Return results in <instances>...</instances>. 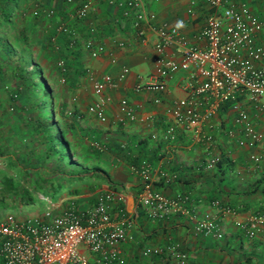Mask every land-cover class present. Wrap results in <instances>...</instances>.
Here are the masks:
<instances>
[{
	"label": "crops",
	"instance_id": "0c3cea01",
	"mask_svg": "<svg viewBox=\"0 0 264 264\" xmlns=\"http://www.w3.org/2000/svg\"><path fill=\"white\" fill-rule=\"evenodd\" d=\"M82 1L36 0L32 10L39 7L52 12L45 16L43 13L34 15L31 11L30 21H27V30L34 41L32 56L41 64L46 60L40 49L44 36L49 35L56 47L55 37L61 33L57 30L58 24L69 25L75 31L76 44L73 46L78 45L79 51L68 59L75 66V72L83 70L73 80L64 79L63 86L54 89L58 125L69 143L71 155L67 168L78 170L71 171L74 172L71 176H60L65 183L54 202L65 206L72 200L81 210L91 205L102 191H122L125 195L124 212L132 218V225L128 228L131 238L119 243L126 264H264V231L249 237L234 222L264 208V159L258 163L249 160V152L255 147L238 145L236 128L234 136L226 135V129L233 127L235 108L229 101H218L206 92L195 95V106L199 111L216 104L214 113L201 121L200 129L211 134V148L219 150L221 161L205 168V143L194 138L184 126L175 124V136L171 140L160 136L163 127L173 122L169 106L175 98L189 92L188 81L196 84L200 77L190 78L187 69H177L165 79L162 89H134V84L145 79L153 69L154 25L160 21L174 25L191 44L203 46L205 39L198 32L214 8L202 0H192V3L190 0H144L145 10L154 12L155 16L151 24H142L143 33L139 35L131 25V16L121 14V5L109 0H89L86 13L77 16L75 8ZM226 1L232 4L244 1L255 14L264 15V0ZM189 6L190 11H187ZM86 37L93 39L98 51L96 56L89 55L81 46ZM119 40L123 41L122 45L117 44ZM255 41L264 48V36L256 35ZM163 52L178 56L173 45L166 46ZM54 65L55 71L51 70L49 79L55 74V80L59 75L64 77L66 68L60 70ZM122 66H127L128 70L123 78L118 79L117 73ZM14 71L12 65L0 61V153H7L11 158L8 164L5 157L0 156V175L2 170L13 174V167L19 166L32 177L36 173L43 177L45 171L42 169L52 163L44 157L43 144L29 126L31 115L22 110V83ZM105 72L111 75L113 85L106 86L101 92L105 118L100 120L87 110V104L96 98L92 93V79ZM121 97L134 112L132 120L116 119ZM238 102L249 113L255 127L264 131V112L245 96H238ZM69 109L71 113L68 114ZM152 132L156 133L155 138L151 136ZM142 161L153 167L154 188L169 196L176 191L189 194L195 203V211H191L194 215L172 212L162 218H152L144 212L136 201L140 190L136 167ZM159 170L175 172L176 176L165 182L156 174ZM46 176L51 179L53 173ZM213 198L228 205L232 211H220L210 205ZM115 210L113 207L114 216ZM205 210L210 211L221 225V237L204 235L192 229L194 217ZM174 241L185 253L182 263L164 254H140L144 245Z\"/></svg>",
	"mask_w": 264,
	"mask_h": 264
},
{
	"label": "built area",
	"instance_id": "2783aa9c",
	"mask_svg": "<svg viewBox=\"0 0 264 264\" xmlns=\"http://www.w3.org/2000/svg\"><path fill=\"white\" fill-rule=\"evenodd\" d=\"M109 1L122 6V15L131 16V25L139 35L143 33V23L151 24L154 21V12L145 10L144 0ZM202 1L214 8L207 14L198 32L205 39V44L193 45L174 25L163 21L156 23L153 69L145 79L134 84V89H162L165 79L177 69H187L190 78L198 75L200 80L196 84L187 82L189 92L175 98L169 106L173 122L163 127L160 136L165 140L173 139L175 124H181L194 138L205 143L204 167L215 166L221 153L219 150H212V136L201 132L200 123L214 113L216 104L208 105L202 111L195 106V95L206 92L218 101H229L231 107L235 108L233 127L226 129V135L234 136L236 128L239 134L235 138L236 143L255 147L248 157L253 163H258L264 159V131L257 129L249 113L239 106L238 96H245L264 112V48L255 41L256 35L264 36V15L255 14L244 1L235 4L226 0ZM89 6V0H83L75 8V14L83 16ZM187 11H190V6ZM51 12V9L41 10L39 7L32 10L33 14L43 13L45 16ZM57 30L68 36L70 44L75 42V31L69 25L62 22L58 24ZM117 44L122 45L123 41L119 40ZM169 45L175 47L177 57L163 52ZM81 46L91 56L98 53L91 37L84 38ZM55 64L60 70L64 68L62 58H57ZM127 70V66H122L117 78H123ZM58 80L63 81V75H59ZM108 85H113V80L106 72L91 81L92 93L96 98L87 104V110L100 120L105 118L100 95ZM66 112L69 114L71 110ZM133 118L132 108L121 97L116 119L122 121ZM151 136L155 138L156 133L152 132ZM136 170L140 176V190L136 194V201L149 217L162 218L172 212L194 215L191 211H195V203L187 192L176 191L169 196L153 187L151 163L142 161ZM156 174L165 182L176 176L175 172L165 170H159ZM40 197L47 202L42 210L30 212L19 205L8 208L0 219L2 264H126L119 243L131 238L128 228L132 225V218L124 212L125 195L122 191H102L96 195L91 205L81 210L76 208L72 200L65 206H59L48 195L40 194ZM209 204L220 211H232L216 198L211 199ZM113 207L116 208V216L113 215ZM234 222L244 229L247 236L252 237L264 231V208L252 211L245 219H236ZM192 229L217 238L223 235L221 225L207 210L194 217ZM140 254H164L178 263L185 260V253L176 241L162 245H144Z\"/></svg>",
	"mask_w": 264,
	"mask_h": 264
},
{
	"label": "trees",
	"instance_id": "16d2710c",
	"mask_svg": "<svg viewBox=\"0 0 264 264\" xmlns=\"http://www.w3.org/2000/svg\"><path fill=\"white\" fill-rule=\"evenodd\" d=\"M36 4V0H0V61L12 65L15 70L13 74L21 81L24 97L22 110H26L31 115L29 126L43 144L44 157L52 164L42 169L45 171L43 177L38 173L33 177L26 174L25 169L19 167L17 162L18 167H13V174L2 170L0 208L11 204L17 206L30 203L31 195L34 193L44 195L41 190L45 188H50L51 192H58L65 183L60 176H71L72 173L78 171L67 168L68 162L71 161L69 143L63 137L58 125L53 108L54 93L48 78L51 76V67L55 66L56 58H62L64 61L65 81L73 80L77 74L83 73L82 69L75 72V66L68 59L71 54L75 55L79 51V46H73L76 43L70 44L68 36L61 32L57 38L52 36L55 37L57 43L54 47L51 37L45 35L40 44V49L44 52L46 59L44 64H47L50 69L45 73L43 64L32 56L34 41L30 31L27 30L30 12ZM0 156L5 157L6 162L10 164L9 159L11 158L7 153L5 155L0 153ZM220 161L221 159L216 164L218 165ZM46 172L47 174L53 173L51 179L46 176Z\"/></svg>",
	"mask_w": 264,
	"mask_h": 264
},
{
	"label": "rangeland",
	"instance_id": "374dc122",
	"mask_svg": "<svg viewBox=\"0 0 264 264\" xmlns=\"http://www.w3.org/2000/svg\"><path fill=\"white\" fill-rule=\"evenodd\" d=\"M50 19V18H49ZM46 21L48 22V20L46 19ZM50 21V20H49ZM43 66L45 67L44 71H49L50 69H48V65L47 64H43ZM51 70L55 71V67H51ZM55 73V72H54ZM56 74L52 76L51 79L48 78V82L51 86V90L52 92L54 93V89L56 90L59 86H63V82L64 81H58V80H55L56 78ZM56 98L55 96L53 97V108H54V111H55V115H56V118L58 116V114H56L57 112V108H56ZM63 150V149H61ZM41 192L44 194V195H48L50 197V199L52 201H55V199L58 197V193L57 192H51L49 189H42ZM47 206V202L42 198L40 197V195L38 193H34L31 195V202L30 203H26L22 206V209H28V211L30 212H35V211H40L42 210L44 207ZM17 206L11 204V205H8L7 207H4V208H0V219L2 218L4 212L8 209V208H15ZM50 264H55L54 262L53 263H50Z\"/></svg>",
	"mask_w": 264,
	"mask_h": 264
}]
</instances>
